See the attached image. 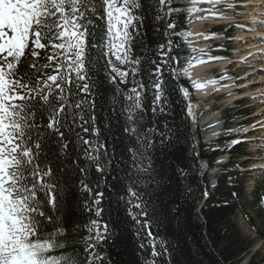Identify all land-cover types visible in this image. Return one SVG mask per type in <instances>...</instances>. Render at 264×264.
<instances>
[{
    "label": "snow or ice",
    "instance_id": "6c2138e0",
    "mask_svg": "<svg viewBox=\"0 0 264 264\" xmlns=\"http://www.w3.org/2000/svg\"><path fill=\"white\" fill-rule=\"evenodd\" d=\"M185 2L187 8L172 6L173 0H158L161 13L157 19L165 21L163 34L167 42L159 46L160 62H152L155 67L150 75L154 79L149 88L135 79L141 63L132 51L134 37L139 32L137 22L142 23V17L135 14L141 7L139 0H0V264H103L104 257L98 250L110 234L108 223L103 222L107 211L103 205L107 168L113 163V157L100 141L92 70L103 59L105 70H110L106 78L116 85L118 95L119 85L127 83L130 70L135 86L123 94L121 111L125 124L131 127L124 126L122 130L134 136L138 145L127 148L132 167L148 173L152 170V161L146 153L155 148L154 139L148 136L155 129L142 131L139 127L144 122L143 101L147 92L151 90L153 116L157 112L171 114L167 110V73L175 83V90L188 101L185 115L191 120L187 127L192 128L196 114L189 88L176 82L181 77L187 78L196 89L217 83L216 80L201 83L191 78L193 61L202 64L206 63L204 59L172 55L174 49L181 48L173 36L183 38L192 53L198 51L203 56L205 49L193 48L188 37L202 35L209 39L215 34L177 32L176 21L167 22L168 18L173 14L202 13L196 19L228 20L242 14L237 9L243 8L252 9L251 14H243L250 15L252 23L264 28V0ZM201 4L209 7H199ZM229 11L231 17L227 15ZM253 38L264 40V31L257 32ZM260 51L264 54V49ZM112 57L120 65H128L129 70L117 67ZM221 59L224 58L208 56L211 61ZM257 125L264 129L260 121L251 127L255 129ZM163 129L158 133L161 144L171 145L173 138L179 142L181 136L188 139L179 126L174 131L165 121ZM241 130L248 131L229 129ZM245 142L248 141L233 139L228 150ZM198 158V154L193 157ZM145 159L149 161L148 167L141 168ZM92 169L104 183L90 179ZM251 170L264 172V164L253 165ZM188 175L185 169L177 168L180 185ZM126 192L127 215L134 222L135 235L141 241L138 248L145 257L149 252L144 250L150 249L153 258L146 259L145 264H156V258L165 255L170 260L168 245L161 246L152 231L157 209L151 207V196L147 191L137 192L134 187H127ZM203 196L208 198L207 189ZM179 211V206L170 209L164 205L160 214ZM76 218L87 219L84 261H80L73 249L59 242ZM70 251L73 255H67Z\"/></svg>",
    "mask_w": 264,
    "mask_h": 264
},
{
    "label": "trees",
    "instance_id": "16d2710c",
    "mask_svg": "<svg viewBox=\"0 0 264 264\" xmlns=\"http://www.w3.org/2000/svg\"><path fill=\"white\" fill-rule=\"evenodd\" d=\"M139 2L141 7L135 10V14L142 17V23L137 22L139 32L134 37L132 51L133 56H138L141 63L135 79L150 88V82L154 79L150 74L155 67L152 62H160L159 46L167 42L163 34L165 21L157 19L161 13L158 0H139ZM172 6L187 8L188 4L185 0H173ZM188 17L186 13L173 14L167 22L175 20L178 25L175 31H186ZM172 39L181 44V48L174 49L172 55L181 57L193 55L183 38L173 36ZM112 59L117 67L129 70L128 65H120L115 61V57ZM27 63L28 61H25V64ZM107 71L105 61L101 59L99 65L90 73L97 106V125L101 129L100 141L106 144V150L113 157V163L107 168L103 205L107 210L103 222L108 223L110 234L98 250L104 257L103 264H145L146 259H153L150 256V249L144 250L149 252L145 257L138 248L141 241L135 235L134 222L128 217L125 205L129 198L127 187H134V190L140 193L147 191L152 199L151 207L157 209V218L153 222L152 231L161 246L168 245L171 258L169 260L167 255L156 258V264H165V261L168 264H241L250 255L252 247V241L241 234L234 222L235 213L241 209V204L245 200L244 183L238 171V166L244 165L240 160L245 154L244 147L239 144L229 151V143L232 139L231 134L225 131L215 142L203 144L197 124L195 123L192 128L187 127L191 124L190 118L185 115L188 101L175 90V83L165 73V78L169 80L167 110L171 114L165 116L157 112L156 116L152 115V95L149 90L143 101L144 122L139 127L142 131L155 129L148 136L149 139H154L155 148L146 153L151 158L152 170L148 173L138 172L132 167L130 154L127 152L129 146L138 147L136 139L122 130L124 126L131 127L125 124L121 110L124 107L123 94L135 86L132 83L133 77L129 70L127 83L119 85L121 93L118 95L116 85L110 84L106 78ZM181 82L192 92L193 87L187 78L181 77L176 83ZM165 121L174 131L179 126L180 131L188 139L185 140L184 136H181L179 142L173 138L171 145H167V142L161 144L158 133L164 131ZM196 143L199 147V158L193 159L195 148L192 145ZM226 152L229 154V160L220 167L217 186L209 192L208 198L197 211L203 197V184H207V171H201L199 161L205 160L209 170L214 167L215 158ZM103 163L106 164L107 161L104 160ZM148 163V159H145L140 167L146 168ZM177 168L185 169L189 173L183 185L178 181ZM90 179L93 181L100 179L104 183V179L94 169L90 172ZM165 185H168V188H165ZM233 193L236 195H232ZM262 195L264 188L254 193L252 204L257 206L259 218L264 224ZM164 205L170 209L179 206L180 211L178 214L172 212L170 215H161L160 210ZM248 221L251 222V219ZM86 223V218H76L68 226L66 236L59 240L60 243L73 249L80 261H84L86 257L83 253L84 238L87 236L84 228ZM67 255H73V251L68 252ZM245 264H264V256L256 261L250 256Z\"/></svg>",
    "mask_w": 264,
    "mask_h": 264
},
{
    "label": "rangeland",
    "instance_id": "374dc122",
    "mask_svg": "<svg viewBox=\"0 0 264 264\" xmlns=\"http://www.w3.org/2000/svg\"><path fill=\"white\" fill-rule=\"evenodd\" d=\"M199 7H209V5L201 4ZM237 12L242 14L228 20L206 19L198 26L200 27L199 33L205 35L214 33L215 35L205 39L204 46L199 48L205 49V54L202 56L199 53L196 56L204 58L205 64L208 65L206 72L213 75L218 84L229 87L220 91H212L202 99L194 97V100L191 99V101L197 104L195 121L204 143L209 144L215 140H205L204 136L201 121L209 114L217 115V121L221 124L219 133L226 130L234 136L248 141L244 145L247 156L242 159L247 160V164L244 169H240L243 172L240 179L244 183L245 200L241 204V209L235 213L234 218L241 234L252 241L250 255L241 263L245 264L250 256L254 261L260 260L264 256V224L259 218L257 206L252 204L256 190L264 188V172L251 170L253 165L264 164V129H261L259 125L255 129L251 127L256 121L264 123V54L260 51L264 49V40L253 38L257 32L264 31V28L252 23L250 15L243 14H251L252 9L241 8L237 9ZM227 15L231 17L232 12L229 11ZM223 25L224 27L229 25H243L244 27H232L234 28L232 34H225L223 30H221L223 33L220 30L216 31ZM251 29H256V31H250ZM224 35H228V37ZM230 37L232 39H229ZM215 50L225 52L226 55H216L224 59L208 60V56H213ZM220 62H225L226 65L223 67L218 65ZM221 76H224V79H221ZM237 100L241 101L235 102ZM240 112H243L242 117L236 118ZM237 122H243L245 125L240 129H248V131L246 133L242 130L229 131V129H235L234 126ZM225 160L224 157L221 162L223 163ZM217 174L218 169L213 175H207V179L211 180L210 184L208 183L209 190L215 187L211 185V182ZM249 219L251 222L248 221Z\"/></svg>",
    "mask_w": 264,
    "mask_h": 264
},
{
    "label": "bare ground",
    "instance_id": "6f19581e",
    "mask_svg": "<svg viewBox=\"0 0 264 264\" xmlns=\"http://www.w3.org/2000/svg\"><path fill=\"white\" fill-rule=\"evenodd\" d=\"M198 15H201V14L196 13L191 17L192 21L189 23L188 31L193 32V33H199L200 27H198V26L200 25V23L203 20L196 19V17ZM188 40L191 41L193 48L199 49V48H202L204 46V40L205 39L203 36L193 35V36L188 37ZM194 56H196V55H194ZM196 57L204 59L201 56H196ZM218 65L223 67L226 64H225V62H220V63H218ZM207 69H208L207 64H205V63L197 64L195 61H193V65L190 68L191 78L195 79L201 83H206L209 80H216V78L213 75L206 72ZM224 89H225V87L218 84V82L215 84H206L205 87L200 88V89H196L193 87L192 92L189 91V93H190V102L193 106L194 113L196 114L197 104L195 102H192L191 99L194 100L193 99L194 97L195 98L198 97V98L202 99V98L208 96L212 91H220V90H224ZM201 122H202V126L204 129V136L206 138L205 140L215 139L219 133V129H220V125H221L217 121V115H214V114L206 115L205 117L202 118ZM214 133H215V135H214ZM216 162L217 163L220 162V159H217Z\"/></svg>",
    "mask_w": 264,
    "mask_h": 264
},
{
    "label": "water",
    "instance_id": "95a60500",
    "mask_svg": "<svg viewBox=\"0 0 264 264\" xmlns=\"http://www.w3.org/2000/svg\"><path fill=\"white\" fill-rule=\"evenodd\" d=\"M204 200L201 201V203L203 202Z\"/></svg>",
    "mask_w": 264,
    "mask_h": 264
}]
</instances>
